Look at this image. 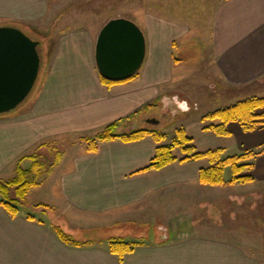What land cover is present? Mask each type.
Masks as SVG:
<instances>
[{
    "label": "crops",
    "instance_id": "0c3cea01",
    "mask_svg": "<svg viewBox=\"0 0 264 264\" xmlns=\"http://www.w3.org/2000/svg\"><path fill=\"white\" fill-rule=\"evenodd\" d=\"M138 6L140 12L134 14ZM102 7H111L109 12L121 7L111 18L139 22L147 40L138 75L110 86L102 82L95 59L97 37L105 23L98 15ZM197 12L206 20L199 26ZM203 14L211 16L209 22ZM6 22L50 28L52 41L46 42L44 55L49 63L34 98L22 109L0 115V180L7 170L15 169L14 177L18 159L31 155L34 146L73 134L82 143L63 153L48 172L50 187L32 203L33 210L35 206L43 211L63 208V212L79 213L80 224L91 217L96 219L94 224L107 217L105 221L113 226L135 221L139 228L153 227V236L169 235L172 228L173 237L177 232L186 234L177 239L144 240L121 260L110 251L109 242L72 245L58 235L53 219L37 216L31 207L28 211L20 208L12 216L0 204V264H264L262 250L256 248V252L248 240L232 237L228 227L217 226L221 234L216 228L197 230L200 219H230L228 205L261 200L264 153L242 161L253 164L244 174L255 180L232 183L224 176L223 185H208L200 182V170L210 161H182L186 154L180 149L174 151L176 162L142 171L161 144L151 135L134 141L119 137L101 141L94 152L83 141L118 120L117 134L144 128L154 119L144 113L150 108L165 115L162 111L172 102L186 109L189 99L196 105L203 102L204 110L219 109L228 107L225 104L234 89L243 93L246 85L259 88L264 83V0H0V24ZM195 45L200 48V62L197 59L190 65ZM178 47L181 56L176 54ZM198 88L204 93L201 100L192 97ZM181 93L186 97L180 98ZM241 100L244 95L230 99L232 105ZM208 113L187 114L180 122L198 151L223 148L225 158L264 146V126L245 131L238 122H231L232 134L221 136L206 128L220 122L203 121ZM42 180L32 189L41 186ZM247 193L257 194L254 201ZM0 196L4 195L0 192ZM144 234L125 236L141 239Z\"/></svg>",
    "mask_w": 264,
    "mask_h": 264
},
{
    "label": "rangeland",
    "instance_id": "374dc122",
    "mask_svg": "<svg viewBox=\"0 0 264 264\" xmlns=\"http://www.w3.org/2000/svg\"><path fill=\"white\" fill-rule=\"evenodd\" d=\"M117 1L119 2L120 0H117ZM111 7H113V6H111ZM111 7L109 9H112ZM23 8H25V4L22 5L21 9H23ZM105 9H107V12L103 13L102 11ZM109 9L107 7H102L101 12H98V15L100 13L103 16L102 22L105 21V23H106L109 20L108 19L109 17L111 18V16L113 14H115L119 11L121 12L123 10L121 7H118L117 12H109L108 11ZM132 11L134 14L139 13L140 12V6L133 8ZM197 13L199 16V18H198L199 22L196 25L199 26L200 23L203 24L206 20L203 19L202 17H200V12H197ZM203 15L206 17V19L209 22L211 16L209 17L208 16L209 14H203ZM134 22H136V21H134ZM136 23L138 26L140 25L139 22H136ZM0 25L16 26V27L22 29L23 31H25L30 37L38 38L39 40L42 41V43H44L43 52H44L45 48H48L49 42L52 41V38L49 35L50 32L52 31V29H50V28H41L40 29L39 28L40 26L38 24H35V23H31V24L26 25V24H23L21 22H6V23L0 24ZM28 28L32 29V31H34L36 35L31 30H29ZM37 35H39V36H37ZM47 40L49 41L48 44H46ZM195 46L196 47L194 49H195L196 54L191 55L192 61L189 62L190 65L193 64V62L195 63V61H197V59H198V62H200V58H199L200 56L198 53L200 48L198 45H195ZM176 54L178 56H181L182 55V49L178 47L176 49ZM45 56L46 55H44L43 70L41 71V74H40L41 78L38 81V85H37L36 89L32 92V94L30 95V97L28 98V100L26 102H28L34 98V95L37 93L41 83L44 80L45 73L47 70L46 66L49 63L48 60L45 59ZM261 81L264 82V79H262ZM256 90H259V92H253ZM179 95H180L179 96L180 98L186 97V94H184V93H181ZM215 95H216V93H215ZM238 95L239 96L244 95V99L251 98L254 96H258V95H259V97H264V83H262L259 88L255 87V89L246 85L245 91L243 93L234 89L233 93H229L228 98L232 99ZM203 96H204V93L202 90L200 91L199 88H198V92L196 91L194 94H192V97H195V98L197 97V99H199V100H201V98ZM230 99H229V102H226L227 104H225V105H228V106H229V104L232 105L233 102H231ZM188 101L190 103L188 106L189 108L187 107L188 109L187 108L185 109V107L181 106L180 104L174 105L172 102L169 107H166L169 111L168 110L162 111L163 114H165V115H162L159 111L154 110L155 108H152V109L150 108V109L144 111V113L148 116V119L155 118L156 120L160 121L159 124H156L153 122L152 123H145L146 127H144V128L150 129V130L157 129V130L162 131L167 136L166 140H164L162 142V144H169V143H171V140L173 139V137L176 133V130L180 127H183V125H181L180 122L182 121V119H184V116H186L188 114L189 116L192 117V115H196L199 112L211 113V112H213L212 109H216V108L211 107L208 110H204L205 104H203V102L196 105V104L190 102L189 99H188ZM207 102H208V99H207ZM25 103L22 104L21 107L25 106ZM223 104H224V102H223ZM216 105H222V104H220V102H217ZM214 107H216V106H214ZM219 107H221V106H219ZM263 109L264 108L259 109L258 112H264V111H261ZM216 110H218V109H216ZM16 111H18V110H16ZM168 112L170 114H168ZM262 126H264V125H262ZM141 129H143V128H141ZM116 130H118V127ZM95 135L88 136V137H94ZM81 140L82 139L80 137L67 133V134H64L63 136L48 138L45 140V142L42 146L36 145L32 148V149H34L32 151L33 152L32 154L38 155L39 160L46 164V169L44 170L43 175L41 177V179L43 178L42 185L39 186L38 188L30 190L29 195L26 196V202H24L23 205L20 206V208H22L23 211H28L29 207H31L32 213H34L40 217L46 216L48 219H53V222L58 227L62 228L64 231H66L75 240L92 241L94 243H100V242L101 243H108L109 240H107V239L115 238L114 236H122L123 239L129 240V241H132L135 239V240H145L146 242H148V241H159L161 239H171V238L177 239V238H181L182 236H184L186 234L184 232H181V233L177 232V234L173 237L174 229L172 228L169 235L165 233L166 235L164 237H161L160 235L153 236V229H152L153 227H149V228L141 227V228H139L137 226L139 224L135 221H131V222L123 224V225L113 226L115 224H112V225L107 224V222L105 221V219H107V217L104 218L103 223H98V224H94L96 219L91 217L90 219L84 220V222H83L84 224H80L79 213L71 212V211L63 212L65 210L63 208L57 207L59 210L43 211L41 208H37V206H35L36 208H34V210H33L32 203H34L35 201H37L36 199H38L39 197L44 195L45 189L50 187V182L47 179L48 178L47 174H48V170H49L50 166L53 165V163H55V159H56L58 152L61 153L62 155H63V153L68 154L70 152V149L73 146L77 145V143H82ZM83 141L86 142L84 139H83ZM86 144H87V142H86ZM234 151H237V150H230V153H234ZM230 155H232V154H230ZM254 157H256V156H254ZM19 159H18V161H19ZM22 164L26 168L30 165V160H25V161H23ZM57 164H54V166L50 169V171H52L56 167ZM14 170L13 171H8V170L5 171V173L2 175L1 180L5 181V180L12 178L14 175ZM224 176L228 181L232 179L233 168L231 165H228L225 167ZM9 194L12 197L15 196L14 189H11L9 191ZM247 194L250 195V196H246V197H249L251 199L250 201H252V200L254 201V198L257 195L256 193L255 194L247 193ZM4 197L5 196H0V198H4ZM260 198H261V200H257L256 202H250L249 204L247 202V204H245V205L237 204L239 206H235V207L228 205L226 207V211L229 213V215H231V218L226 220V221L224 220L221 222L220 221L215 222L212 219L211 220L210 219H207V220L200 219V223L198 222L199 224H198L197 230H200V229L202 230V229H207V228H210V230H214L216 228L218 230L219 226H223L225 228L228 227L229 228L228 231H231L229 234L232 237H234L237 240H241V241L248 240L252 244L251 246L253 247L252 248L253 250H255L256 252L258 251V249L262 250L261 252L259 251V254L262 255V257H264V251H263V249H264V190L260 191ZM235 203H237V201H235ZM250 205L252 206V208L250 207ZM213 211H216V210L213 209ZM172 224H173V222H172ZM141 232L145 233L143 236H141V239H138V238H128L127 239L128 236H125L126 233H131V235L134 236V234L137 235L138 233H141ZM218 234H221L220 229L218 230ZM235 234H237V235H235ZM256 248H258V249H256Z\"/></svg>",
    "mask_w": 264,
    "mask_h": 264
},
{
    "label": "trees",
    "instance_id": "16d2710c",
    "mask_svg": "<svg viewBox=\"0 0 264 264\" xmlns=\"http://www.w3.org/2000/svg\"><path fill=\"white\" fill-rule=\"evenodd\" d=\"M48 41V40H47ZM129 77L125 80H109L101 76V80L104 84L110 86L115 83L124 82L135 78L138 75ZM157 103L149 105L156 106ZM264 108V97L254 96L241 100L228 107H223L215 110L205 116L202 120L206 121L219 119L220 122L216 124H210L206 128L213 130L216 134L221 136H230L232 131L228 128V124L231 122H238L245 131H253L264 125V112H258L259 109ZM121 120L108 124L103 130L98 132L94 137L83 138L87 142V150L94 152L98 148V143L105 140L114 138H121L126 141H134L151 135L158 143H161L157 147L155 156L150 161L149 165L142 171L161 169L171 163L178 160L174 151L180 149L186 154L182 161L190 158L200 159L207 158L210 161V165L207 168L200 170V182L208 185H223L226 181L224 178L225 167L231 165L233 168V177L230 180L235 182H248L255 180V177L249 174H244L246 169L253 167V164L249 162H242L249 158H253L256 155L264 153V146L259 150L249 151L241 155H232L222 158L223 148L210 149L207 151H198L193 143V139L187 135L184 127H180L176 130V133L169 144H162L166 140V134L157 129H134L128 133L117 134L116 129ZM63 155L58 152L55 163L50 166V169L62 159ZM30 160L28 167L23 166V161ZM46 169V164L39 160L37 154L22 156L17 163L16 175L8 180H0V192L4 195V199L0 201L12 216H16L20 211V205L25 201L29 191L38 186L40 179ZM14 189L15 196H10L9 191ZM32 218V216H29ZM55 230L58 235L67 243L75 246L91 245L92 241H80L72 238L62 228L55 226ZM144 240H125L123 238H110L109 247L110 251L117 254L122 260L127 253L133 252L138 246L144 244Z\"/></svg>",
    "mask_w": 264,
    "mask_h": 264
},
{
    "label": "water",
    "instance_id": "95a60500",
    "mask_svg": "<svg viewBox=\"0 0 264 264\" xmlns=\"http://www.w3.org/2000/svg\"><path fill=\"white\" fill-rule=\"evenodd\" d=\"M146 53V36L131 19L113 17L98 34L96 65L106 79L119 81L135 75ZM43 65L41 40L16 26L0 25V115L18 110L28 100L38 85Z\"/></svg>",
    "mask_w": 264,
    "mask_h": 264
},
{
    "label": "flooded vegetation",
    "instance_id": "af4514ba",
    "mask_svg": "<svg viewBox=\"0 0 264 264\" xmlns=\"http://www.w3.org/2000/svg\"><path fill=\"white\" fill-rule=\"evenodd\" d=\"M152 121H153V122H158V120H156L155 118H154V119H152Z\"/></svg>",
    "mask_w": 264,
    "mask_h": 264
}]
</instances>
